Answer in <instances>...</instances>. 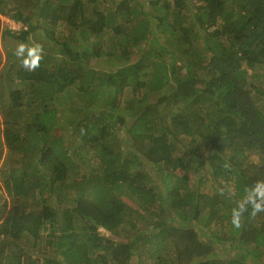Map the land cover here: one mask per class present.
<instances>
[{
  "label": "trees",
  "instance_id": "trees-1",
  "mask_svg": "<svg viewBox=\"0 0 264 264\" xmlns=\"http://www.w3.org/2000/svg\"><path fill=\"white\" fill-rule=\"evenodd\" d=\"M111 1L105 14L91 6L99 0H0V15L13 11L27 28L15 36L6 27L1 40L39 30L45 50L35 71L12 52L0 73V110L14 117H0V162L5 151L16 160L0 167V264H131L135 254L138 264H241L234 248L263 257L264 213L246 214L229 244L180 225L204 212L231 218L245 187L264 179V90L248 79L264 65V0ZM147 33L135 68L131 48ZM230 187L235 196L222 201ZM148 214L159 227L137 245L99 233L127 235ZM215 244L226 247L221 257Z\"/></svg>",
  "mask_w": 264,
  "mask_h": 264
},
{
  "label": "rangeland",
  "instance_id": "rangeland-1",
  "mask_svg": "<svg viewBox=\"0 0 264 264\" xmlns=\"http://www.w3.org/2000/svg\"><path fill=\"white\" fill-rule=\"evenodd\" d=\"M60 1L61 0H51V2L54 4H57V3L59 4ZM114 1L119 2L120 0H114ZM142 1H144V0H142ZM149 1L147 2V4H149ZM111 4H112L111 0H99V2L97 4H92L91 6H97L101 9V11H105V14H107L108 11L110 12V10H108V9L113 7V6H111ZM146 10L148 13L147 17L151 21V24H150L151 28L154 30H155V28L158 29L159 27L156 25V23H155L156 21H154V19L151 18V15L153 13L152 8L147 7ZM14 14L15 13H13V11H11L6 15H4V14L0 15V29H1L0 30V55L2 56V61H3L2 65L0 67V73L4 67V64L6 63V61L8 59L9 54L12 53L14 51V49L16 48L17 44L19 42H21V41L14 40L15 39L14 37H9L8 41L4 42L3 40H1L2 30L7 27L9 30H11V32L14 33L13 35L17 36L18 35L17 33H19L20 31H25L27 29L24 27L23 22L21 23L20 21H17V20L12 18V16ZM187 19H189V18H187ZM31 22L35 25L38 24V25L44 26V20L42 18H39V17L33 18ZM62 28H65L64 24H62ZM64 34H65V32H64ZM43 38H44V34H42V32L38 30L35 33H32L30 35V37L28 38V40L25 41V43H29L30 40H31V42L41 43V41H43ZM151 39H152V35L147 33L146 39L144 40V42L139 44V45H141L140 47H136L135 49L131 48L132 57L130 58V60L128 62L132 63V66H134L135 68L139 67V65L136 62H138L143 57L145 52L148 51V49L146 50V48H145V50H142V51H141V49H143L145 47V45H147V44L149 46ZM104 40L106 41L105 42L106 44L104 45L106 48V46L108 44H110L109 36H105ZM47 43H48V41H47ZM47 47H51V46L47 45ZM153 47L156 49L157 45H153ZM195 47H196V49H200L202 46L201 45H195ZM171 50L175 51L176 45H171ZM169 57H170L169 55L165 56L166 61H169ZM15 60H18V59L15 57ZM18 63H20V62H18ZM178 66L183 68V66L180 63L177 64V67ZM190 67H194V66L190 65ZM99 68H102V67L99 66L97 69H99ZM182 71L185 72V70H182ZM3 72H5V71H3ZM175 74L179 75V74H177V72ZM11 77L13 79V76H11ZM122 77L124 79H126V78L132 79L133 78L132 69H131L128 76L123 75ZM248 79H249V82H251V83L254 82L256 84V86H258L261 90H264V65L261 67H258L256 69V71L250 72V76L248 77ZM0 89L6 90L7 87L6 86L0 87ZM261 103L264 104V101H261ZM3 113L4 112H1V110H0L1 124H4L3 122L7 119L10 120L12 123L14 117L12 115H10L8 112H5L7 117H8V118H6ZM124 133H125V129H120L119 135L123 136ZM67 138H68V140H71V137L69 136V134L67 135ZM125 143L126 142L124 140L121 141L122 146H124ZM202 156L204 157L205 154L203 153ZM8 157H9L8 151H5L4 158L0 162V167L2 169L11 170L12 166L16 163V160L12 159V162H15V163L11 164V161L8 159ZM252 159L256 162L259 161L258 156H252ZM5 162L7 164H5ZM208 171H210V169H208ZM90 173H91V171L88 172L87 175H89ZM198 176H199L198 172L196 171V169H194L193 175H191V183H190V189L192 191L200 190L199 189L200 187L197 186V183H196V179ZM0 181H1V179H0ZM230 188L232 190V196L231 197H234L236 194L234 191V188L233 187H230ZM1 194H3L5 196V198L7 196V199H8V194H7L4 187H2L0 189V195ZM57 199L58 198L55 197L53 199V203H51L52 208H54L56 211L59 209L58 207L61 204V201L57 200ZM221 200L222 201L226 200L228 202L230 200V198H228V196H223V198ZM127 202H128V199H127ZM129 203L134 206V208H135L136 212H138V214L143 215V213H145V211L140 209V207L137 204H134L130 200H129ZM222 209L223 210H221L220 213H222V214L228 213L226 208H222ZM224 209H226V210H224ZM215 215L216 214L211 215L208 212L207 213L204 212V214L201 217H199V220L197 222H193V223L184 222L180 226H181V228L184 229V227L192 225L194 227V229L196 230V232L199 233V240L200 241L206 242L207 239H211L213 243H216V242H218L217 241L218 237H228V239L225 241H226V243L229 244V240H231V238L234 239L235 234H236V229L231 225V218H224L221 214H218L217 216H215ZM158 219H159L158 216H156V217L152 216L151 217V216H149V214L145 216L144 221H142V219L134 218V221H136L138 228L134 229L131 233H129L127 235L126 234L121 235V237L120 236L112 237V235L109 232L105 231L104 229H100L99 233L101 236L114 238L115 241L120 240L122 242L123 241L132 242L133 244L137 245V241L135 240V238L139 234L144 233V235H149V233H151V232L156 233V228L159 227V224H160ZM168 221H169V219H168ZM170 224H172V223L170 222ZM215 245L217 247L214 250L215 251V253H214L215 257H221L223 255V253H226V247L225 246H223L222 244H215ZM147 247H148V244H147ZM241 247L245 248V245L241 244ZM248 247L250 248L249 252H252L256 249L255 245H248ZM140 251H144L142 254L148 256V254L152 252V249L148 251L146 247H143L140 249ZM258 251H261V250L258 249ZM153 252H154V250H153ZM230 253H231L230 254L231 256H234L235 258L240 259L241 264H264V254H263V257L259 256V255H252V256H250L252 260H250V258L248 256H241L242 254L239 255L238 254L239 251L236 248H234ZM142 258H144V257H142ZM131 261H132L131 264H138L136 254L132 257ZM170 261L171 260H168V263ZM153 263H154V260L152 261V264ZM169 264H172V263H169Z\"/></svg>",
  "mask_w": 264,
  "mask_h": 264
},
{
  "label": "clouds",
  "instance_id": "clouds-1",
  "mask_svg": "<svg viewBox=\"0 0 264 264\" xmlns=\"http://www.w3.org/2000/svg\"><path fill=\"white\" fill-rule=\"evenodd\" d=\"M13 55L25 70L35 71L41 66L45 50L42 44L30 40L29 43L19 42ZM223 167L226 171H231L232 168L230 163H225ZM219 194L231 198L232 190L221 188ZM234 203L235 206L231 209V224L234 228L240 229L246 214L248 219L254 220L258 214L264 213V179H257L253 184L245 187L242 197Z\"/></svg>",
  "mask_w": 264,
  "mask_h": 264
},
{
  "label": "crops",
  "instance_id": "crops-1",
  "mask_svg": "<svg viewBox=\"0 0 264 264\" xmlns=\"http://www.w3.org/2000/svg\"><path fill=\"white\" fill-rule=\"evenodd\" d=\"M22 23V22H21Z\"/></svg>",
  "mask_w": 264,
  "mask_h": 264
}]
</instances>
